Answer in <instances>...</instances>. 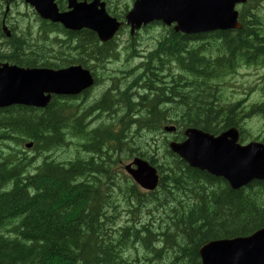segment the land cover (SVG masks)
Here are the masks:
<instances>
[{
    "label": "trees",
    "instance_id": "16d2710c",
    "mask_svg": "<svg viewBox=\"0 0 264 264\" xmlns=\"http://www.w3.org/2000/svg\"><path fill=\"white\" fill-rule=\"evenodd\" d=\"M108 9L118 16L110 5ZM250 9L249 4L240 8L237 30L199 35L170 30L144 60L123 72L133 80L129 90L115 89L110 82L91 106L77 105V115L64 114L72 104L62 97H53L45 108H0V264H201L198 249L205 241L246 236L264 226V181L232 189L222 178L191 168L167 150L168 159H150L160 173L159 187L143 193L117 168L125 158L113 153L130 144L134 148L128 157L143 154L145 133L148 139L165 123H175V138L182 139L186 127L217 134L232 125L241 129L243 114L264 115L263 103L245 109L242 100L224 94L243 62L264 60L254 59L264 38H257L260 20ZM10 26L6 37L0 21L3 61L55 68L80 63L91 72L97 69L95 61H119L113 42L100 44L89 30L70 32L44 20L36 28ZM68 46L72 50H65ZM248 126L243 131H251L253 126ZM124 135H130L126 142L121 141ZM71 139L79 142L75 159L50 156L67 148ZM26 141L33 143L31 159L14 149ZM121 198L133 225L119 227L116 236L108 231L110 224L119 225L114 217Z\"/></svg>",
    "mask_w": 264,
    "mask_h": 264
},
{
    "label": "water",
    "instance_id": "95a60500",
    "mask_svg": "<svg viewBox=\"0 0 264 264\" xmlns=\"http://www.w3.org/2000/svg\"><path fill=\"white\" fill-rule=\"evenodd\" d=\"M24 1L42 18L59 22L67 29H91L101 40L111 38L121 25L107 13L101 0H67L68 10L62 12L55 0ZM244 1L134 0L125 14V23L133 31L149 21L161 20L167 25L175 23L174 29L185 33L239 27L234 5ZM92 83L90 72L80 65L52 69L0 62V107H45L51 94L77 93ZM184 135L183 141L169 145L188 165L224 177L233 188L254 178H264V144L250 142L240 146L234 128L218 135L186 128ZM125 169L142 187L152 189L156 185L155 169L146 161L136 158ZM198 253L201 264H264V227L249 236L208 241Z\"/></svg>",
    "mask_w": 264,
    "mask_h": 264
},
{
    "label": "rangeland",
    "instance_id": "374dc122",
    "mask_svg": "<svg viewBox=\"0 0 264 264\" xmlns=\"http://www.w3.org/2000/svg\"><path fill=\"white\" fill-rule=\"evenodd\" d=\"M2 0H0L1 2ZM115 2H117L118 6L120 7H124V5L129 2L130 5L132 3L131 0H114ZM259 3V7L260 9L264 8V0L263 1H258ZM6 6H7V10H6ZM0 10L4 11L5 13H12L14 14V17H16L19 21V23H23L24 18L21 17L22 13H29V7L26 6L23 3H19V4H15V5H4V4H0ZM30 14V13H29ZM21 17V18H20ZM18 21L14 20L10 23V25L14 24V25H18L19 27H21L18 23ZM146 36H151L150 34H147L144 29L141 28L140 31H138L137 33L134 34V36L130 39L129 35L122 43V47L123 49L120 51L119 53V61H111V60H107L103 65L101 63L100 66H102V70L104 71L105 65L108 64V71L112 72V74L114 75H119L120 70L123 71H127L129 70V66L131 67V65H137V63L141 60H144L146 58V56L148 55V53H150L152 50H154V47L157 45L156 42H153L152 45H149V47H145V38ZM123 39L126 38L125 35L122 36ZM132 40V41H131ZM125 44V45H124ZM263 49H264V45ZM133 51H135L136 55L132 56ZM264 56L259 55L258 58H262ZM111 61V62H110ZM134 65V66H135ZM260 67H262V65L257 64V65H242L237 72V76L235 77V80H233V84L231 85H227L224 91V94L226 93H230L232 94L233 97L238 98L239 100H242V105L245 107V109H249L250 106L255 105L256 101H260L261 103L264 104V100H262L261 98H264V92H260V96H258V93H256V91H250V88L245 87L244 81L245 78L247 76L248 77V82H250V84H254L256 82V75L259 74L260 71ZM262 74V73H261ZM260 74V75H261ZM100 81L99 83L96 85V89L98 92V95L102 94L103 92L106 91V89L109 87V83L110 81L108 80L107 76L103 73V74H99L97 76ZM126 77V83L131 85L133 84V80L130 76H128V74H125ZM133 77V76H132ZM262 78L264 77V74H262L261 76ZM236 85V86H233ZM122 89V88H120ZM254 89V88H253ZM94 93H96V90L94 91ZM227 95V94H226ZM176 99V98H174ZM261 120H264V115H259ZM258 123L255 122V125H257ZM254 134L256 132L252 131ZM162 130H157L155 132H153L151 135H149V138L147 139V134L145 133V140H144V144L142 146V151L144 154H146L149 157H153V159H160L161 161L164 159H168L165 156V147H164V140H165V136ZM170 135V134H167ZM130 137V135H124L121 141H127L128 138ZM68 147H62L58 150H56L55 152H52L51 157H53V159H58V157L64 158V159H71L74 157V155H76V153L78 152V141L77 140H69L68 141ZM129 144V142H128ZM130 145V144H129ZM124 146L123 149L121 150V152H113L116 156L122 157V158H127L128 154L132 153V149L134 148L133 146ZM4 148V147H3ZM16 151H21L22 154H25L27 157H29V159L32 158L33 151L26 149L23 145L20 147L15 145ZM131 149V151L129 150ZM117 151V150H116ZM121 154V155H120ZM81 157L78 158H85V155H80ZM36 157V156H35ZM55 157V158H54ZM38 158V157H37ZM75 159V157L73 158ZM119 168V166L117 167ZM119 179L121 180V178L119 177ZM122 200V204L121 207H118V211H119V215H117L115 217V219L117 220V223H119V226L116 225H109V227H111L112 229H110L108 232H110V234L112 233H117L119 231V227L123 226L124 224H128V225H133V221H127L130 216L129 213H125L124 209H126L125 206V201L121 198ZM117 205V204H116ZM128 211V210H127ZM146 211V210H145ZM139 223V222H137ZM139 225V224H138ZM118 228V229H117ZM117 236V234H115Z\"/></svg>",
    "mask_w": 264,
    "mask_h": 264
},
{
    "label": "bare ground",
    "instance_id": "6f19581e",
    "mask_svg": "<svg viewBox=\"0 0 264 264\" xmlns=\"http://www.w3.org/2000/svg\"><path fill=\"white\" fill-rule=\"evenodd\" d=\"M6 10H7V6H6ZM241 28V24L239 23V27H233V28H225V29H216L214 32H217V31H226V30H237V29H240ZM53 29V28H52ZM44 31V30H43ZM138 32V30H135V31H131L130 33H129V38H131V37H133L134 36V34L135 33H137ZM176 32H179V33H182V34H185V35H199V34H203L204 32L202 31V32H195V33H185V32H183V31H180V30H176ZM263 37V36H262ZM264 38V37H263ZM179 41V40H178ZM7 44V43H6ZM203 44V43H202ZM165 45V44H164ZM0 46H2V45H0ZM261 46H262V43H261ZM163 47V46H162ZM263 47V46H262ZM166 48V47H165ZM178 50V49H177ZM165 52V51H164ZM168 53H170V52H168ZM191 54V53H190ZM167 55V54H166ZM174 55H175V53H174ZM259 55H260V57H261V55L262 56H264V52H259L257 55H255L254 56V59L255 58H258L259 57ZM164 57V56H163ZM187 57V56H186ZM252 59H253V56H250ZM178 58V57H177ZM193 58V57H192ZM169 60V59H168ZM190 60H191V58H190ZM202 61V60H201ZM164 62H165V59H164ZM85 63V62H84ZM257 64H260V65H262V67L264 66V63H263V61L261 62V63H256V64H250V65H257ZM242 65H248V64H245L244 62L240 65V67L242 66ZM171 67V66H170ZM239 67V68H240ZM163 70V69H162ZM170 70V69H169ZM181 70V69H180ZM201 73V72H200ZM130 74V73H129ZM189 74V73H188ZM157 76V75H156ZM202 76V75H201ZM152 77V76H151ZM166 77V76H165ZM151 80V79H150ZM146 81H147V79H146ZM148 81H149V79H148ZM145 82V81H144ZM153 82V81H152ZM172 82V81H171ZM99 83V82H98ZM147 83V82H146ZM145 83V84H146ZM169 83V82H168ZM153 84V83H152ZM162 84V83H161ZM97 85V84H96ZM141 85H143V83L141 84ZM147 85H148V83H147ZM152 86H154V85H152ZM150 88V87H149ZM157 88V87H156ZM142 89H144V88H142ZM147 89V88H146ZM146 89H145V91H146ZM154 89V88H153ZM182 89V88H181ZM151 90H152V87H151ZM150 90V91H151ZM153 91V90H152ZM141 92V91H140ZM153 92H156V91H153ZM142 93H144L143 91H142ZM169 93V92H168ZM170 93H172V92H170ZM169 93V94H170ZM147 94V93H146ZM146 94H144V97H145V95ZM148 94H151V93H149L148 92ZM147 94V95H148ZM154 94V93H153ZM156 94V93H155ZM158 94V93H157ZM165 94V93H164ZM169 94H168V96H169ZM159 95H160V93H159ZM166 95V94H165ZM137 96V95H136ZM135 96V97H136ZM142 96V95H141ZM167 96V95H166ZM148 97H149V95H148ZM156 97H158V95L156 96ZM155 97V98H156ZM160 97V96H159ZM158 97V98H159ZM163 97V96H162ZM140 98H143V97H140ZM172 97L170 96V99H171ZM175 98V97H174ZM146 99V98H145ZM167 99V98H166ZM262 99V98H261ZM142 100H144V99H142ZM163 100H164V97H163ZM102 101H104V100H102ZM108 101V100H107ZM106 101V102H107ZM153 101V100H152ZM165 101V100H164ZM105 102V101H104ZM103 103V102H102ZM124 103V102H123ZM140 103V102H139ZM155 103H157L156 101H155ZM163 103V102H162ZM100 104H101V102H100ZM99 104V105H100ZM125 104V103H124ZM255 104H261V102L260 101H256V103ZM143 105V104H142ZM101 106V105H100ZM135 106V105H134ZM139 106V105H138ZM151 106V105H150ZM157 106V105H156ZM117 107V106H116ZM136 107V106H135ZM138 108V107H137ZM140 108V107H139ZM143 108H145V107H143ZM94 109V108H93ZM130 109V108H129ZM132 109V108H131ZM142 109V108H141ZM146 109V108H145ZM95 110V109H94ZM97 110V109H96ZM147 110V109H146ZM98 111V110H97ZM110 112H111V110H109ZM109 111H107L108 113H109ZM114 111V110H113ZM116 111H118V110H115V112ZM92 112V111H91ZM98 112H100V111H98ZM106 112V111H105ZM106 112V113H107ZM127 112V111H126ZM133 112V111H132ZM169 112V111H168ZM103 113V112H102ZM105 113V114H106ZM112 113H114V112H112ZM99 114V113H98ZM135 114H136V112H135ZM97 115V114H96ZM82 116H84V115H82ZM101 116H104V115H101ZM106 116V115H105ZM107 116H108V114H107ZM106 116V117H107ZM96 117V116H95ZM111 117V116H110ZM114 117H116V115L114 116ZM69 118V117H68ZM94 118V117H93ZM98 119H99V116L97 117ZM108 118V117H107ZM67 120V119H66ZM80 120V119H79ZM92 120V119H91ZM125 120V119H124ZM71 121V120H70ZM73 122H75V121H73ZM84 122V121H83ZM76 123V122H75ZM74 123V124H75ZM100 123V122H99ZM134 124H135V122H134ZM72 125V124H71ZM64 126V125H63ZM66 126H68V125H66ZM85 126V125H84ZM97 126V125H96ZM62 127V126H61ZM72 127V126H71ZM102 127V126H101ZM113 127V126H112ZM135 127V126H134ZM82 128V127H81ZM97 128V127H96ZM98 128H100V125H98ZM97 128V129H98ZM106 128V127H105ZM136 128V127H135ZM188 128H195V129H198V130H201V129H199V128H196V127H188ZM79 130V129H78ZM69 131V130H68ZM202 132H205V131H203V130H201ZM205 133H208V132H205ZM87 134V133H86ZM208 134H210V133H208ZM80 135V134H79ZM83 135V134H82ZM92 135V134H91ZM94 135V134H93ZM71 137V136H70ZM73 137V136H72ZM86 137H88V136H86ZM72 140V139H71ZM75 140V139H74ZM38 142H40V140L38 141ZM46 142V141H45ZM42 145V144H41ZM49 147V146H48ZM38 148V147H37ZM46 148H47V146H46ZM52 149V148H51ZM46 150V149H45ZM48 150V149H47ZM98 150V149H97ZM97 150H96V152H97ZM90 151V150H89ZM92 151V150H91ZM99 151H100V149H99ZM102 153V152H101ZM101 153H99V154H101ZM103 153H104V151H103ZM50 154V153H49ZM94 154V153H93ZM52 155V154H51ZM50 155V156H51ZM42 156V155H41ZM90 156V155H89ZM93 156V155H92ZM102 156V155H101ZM101 156H99V157H101ZM87 157H88V155H87ZM104 157V156H103ZM108 157V156H107ZM36 158V157H35ZM55 158V157H54ZM86 158V157H85ZM89 158V157H88ZM91 158V157H90ZM95 158V157H94ZM106 158V157H105ZM38 159V158H37ZM92 159H93V157H92ZM96 159V158H95ZM99 159V158H98ZM104 159V158H103ZM65 163V162H64ZM67 163V162H66ZM49 165V164H48ZM68 165V164H67ZM86 166V165H85ZM188 166H190V165H188ZM191 168H195V169H198V168H196V167H192V166H190ZM24 168V167H23ZM78 168H79V166H78ZM78 170H80V169H78ZM82 170V169H81ZM198 170H201V169H198ZM23 171V170H22ZM201 171H203V170H201ZM27 179V178H26ZM50 182V181H49ZM72 182V181H71ZM48 186V185H47ZM30 187V186H29ZM32 187V186H31ZM40 188V187H39ZM71 188V187H70ZM52 189V188H51ZM55 189V188H54ZM21 190V189H20ZM66 190V189H65ZM22 191V190H21ZM51 191V190H50ZM59 191V190H58ZM83 192V191H82ZM81 192V193H82ZM44 193V192H43ZM15 195V194H14ZM55 195V194H54ZM78 196V195H77ZM43 200V199H42ZM52 201V200H51ZM61 201V200H60ZM49 202V201H48ZM40 203V202H39ZM101 203V202H100ZM204 204V203H203ZM105 205V204H104ZM99 206V205H98ZM202 206V205H201ZM65 207V206H64ZM103 207V206H102ZM109 207V206H108ZM87 209V208H86ZM95 209V208H94ZM55 210V209H54ZM98 211V210H97ZM100 211V210H99ZM207 211V210H206ZM16 212V211H15ZM53 212V211H52ZM184 212V211H183ZM199 212H200V210H199ZM18 213V212H17ZM198 213V212H197ZM103 214H104V212H103ZM177 214V213H176ZM7 215V214H6ZM98 215V214H97ZM20 216V215H19ZM50 216V215H49ZM99 216V215H98ZM101 216V215H100ZM214 216V215H213ZM14 217V216H13ZM77 217H79V216H77ZM82 217V216H81ZM80 217V218H81ZM94 217V216H93ZM133 217V216H132ZM49 218V217H48ZM83 218V217H82ZM92 218V217H91ZM115 218V217H114ZM177 218V217H176ZM180 218V217H179ZM201 218H203V217H201ZM207 218V217H206ZM3 219V218H2ZM27 219V218H26ZM112 219V218H111ZM131 220V219H130ZM196 220H198V219H196ZM211 220V219H210ZM213 220V219H212ZM108 221V220H107ZM200 221V220H199ZM67 222V221H66ZM81 223V222H80ZM79 223V224H80ZM151 223V222H150ZM179 223V222H178ZM93 224V223H92ZM32 225V224H31ZM177 225V224H176ZM196 225V224H195ZM3 226H4V224H3ZM88 226V225H87ZM21 227V226H20ZM175 227V226H174ZM179 227V226H178ZM201 227V226H200ZM118 229V228H117ZM168 229V228H167ZM257 230H259V229H257ZM256 230V231H257ZM78 231V230H77ZM88 232H90V230L88 231ZM92 232V231H91ZM255 232V231H254ZM253 232V233H254ZM5 233H7V232H5ZM4 234V233H3ZM2 234V235H3ZM100 234V233H99ZM106 234H107V232H106ZM199 234V233H198ZM252 234V233H251ZM251 234H249V235H251ZM31 235V234H30ZM132 235V234H131ZM249 235H246V236H249ZM36 236V235H35ZM157 236V235H156ZM29 237V236H28ZM102 237V236H101ZM174 237V236H173ZM176 237V236H175ZM239 237H245V236H239ZM97 238V237H96ZM34 239V238H33ZM95 239V238H94ZM137 239V238H136ZM187 239V238H186ZM189 239V238H188ZM103 240V239H102ZM133 240H134V238H133ZM176 240V239H175ZM31 241V240H30ZM43 242V241H42ZM178 242V241H177ZM101 243V242H100ZM139 243V242H138ZM10 244V243H9ZM102 244V243H101ZM186 244V243H185ZM117 245V244H116ZM10 247V246H9ZM175 247V246H174ZM2 248V247H1ZM47 249V248H46ZM180 249V248H179ZM169 250V249H168ZM171 250V249H170ZM15 251V250H14ZM178 252V251H177ZM102 253V252H101ZM4 257V256H3ZM22 257V256H21ZM163 257H164V255H163ZM118 258V257H117ZM156 258V257H155ZM77 259V258H76ZM22 260V259H21ZM38 260V259H37ZM54 260V259H53ZM152 260V259H151ZM79 261V260H78ZM145 261H147V260H145ZM26 262V261H25ZM40 262V261H39ZM106 260H105V264H106ZM2 264V263H1ZM23 264H25V263H23ZM149 264V263H148Z\"/></svg>",
    "mask_w": 264,
    "mask_h": 264
},
{
    "label": "flooded vegetation",
    "instance_id": "af4514ba",
    "mask_svg": "<svg viewBox=\"0 0 264 264\" xmlns=\"http://www.w3.org/2000/svg\"><path fill=\"white\" fill-rule=\"evenodd\" d=\"M260 36H261V39H262L263 35H260L259 32H258V36H257L258 40H260V38H259ZM157 40H159V38L156 37V36H150V37L146 36V38H145V47L148 48L149 45H152L153 42H157ZM259 45H261V43H259ZM262 52H264V49H262ZM263 63H264V60H263Z\"/></svg>",
    "mask_w": 264,
    "mask_h": 264
}]
</instances>
